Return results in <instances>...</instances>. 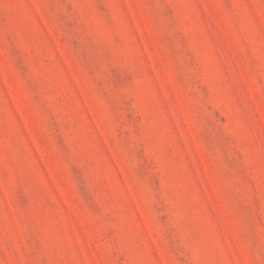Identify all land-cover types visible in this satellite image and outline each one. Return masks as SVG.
<instances>
[{"label":"rangeland","instance_id":"1","mask_svg":"<svg viewBox=\"0 0 264 264\" xmlns=\"http://www.w3.org/2000/svg\"><path fill=\"white\" fill-rule=\"evenodd\" d=\"M0 264H264V0H0Z\"/></svg>","mask_w":264,"mask_h":264}]
</instances>
